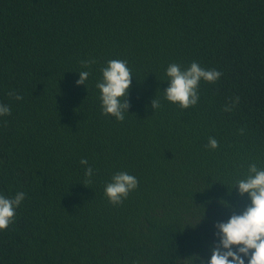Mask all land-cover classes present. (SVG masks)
Here are the masks:
<instances>
[{
	"label": "trees",
	"instance_id": "trees-1",
	"mask_svg": "<svg viewBox=\"0 0 264 264\" xmlns=\"http://www.w3.org/2000/svg\"><path fill=\"white\" fill-rule=\"evenodd\" d=\"M111 59L133 75L122 122L96 87ZM194 61L222 76L183 109L165 99L166 70ZM0 103V194H25L0 264L209 261L216 225L251 203L236 180L264 168V0H0ZM117 172L139 186L114 206Z\"/></svg>",
	"mask_w": 264,
	"mask_h": 264
},
{
	"label": "clouds",
	"instance_id": "clouds-1",
	"mask_svg": "<svg viewBox=\"0 0 264 264\" xmlns=\"http://www.w3.org/2000/svg\"><path fill=\"white\" fill-rule=\"evenodd\" d=\"M94 63L95 60L81 61L83 69H90ZM101 72L102 80L96 87L101 93L103 114L122 122L130 108L129 92L133 77L131 69L126 60L111 59ZM90 75L91 72L88 70L80 71L77 85H85ZM166 75L169 87L164 92L165 99L188 109L197 105L199 101L200 82L216 83L222 73L216 69L202 68L194 61L187 68L172 63L167 67ZM8 95L14 96L16 100L23 99L15 92H9ZM239 102L240 98L235 97L225 106L224 111L231 112ZM151 103L155 110L161 106L157 98ZM9 115L11 108L0 103V117ZM208 147L215 150L219 147V142L209 137ZM88 163L86 158L80 160V164L85 166V184H91L93 177V169ZM138 186L139 181L135 176L127 172H117L112 176L111 182L106 184L105 195L114 206L122 205ZM235 188H238L241 197L247 194L251 203L241 214H236L233 210L227 222L216 225L219 244L212 249L211 259L204 261L199 256L192 257L195 261L200 260L201 264H245V257L247 264H264V168L258 167L255 163L250 164L245 177L236 180ZM24 199L23 192H17L14 197L0 194V231L7 230L14 223L16 210ZM221 203L225 207H231L224 201Z\"/></svg>",
	"mask_w": 264,
	"mask_h": 264
}]
</instances>
